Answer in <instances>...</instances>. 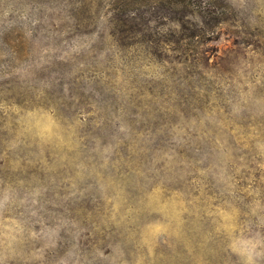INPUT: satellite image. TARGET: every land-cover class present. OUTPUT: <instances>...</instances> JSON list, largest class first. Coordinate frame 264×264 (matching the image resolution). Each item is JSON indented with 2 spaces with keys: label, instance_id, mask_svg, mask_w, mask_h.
<instances>
[{
  "label": "rangeland",
  "instance_id": "obj_1",
  "mask_svg": "<svg viewBox=\"0 0 264 264\" xmlns=\"http://www.w3.org/2000/svg\"><path fill=\"white\" fill-rule=\"evenodd\" d=\"M217 1L185 41L153 4L119 39L141 0H0V264H264V0Z\"/></svg>",
  "mask_w": 264,
  "mask_h": 264
},
{
  "label": "trees",
  "instance_id": "obj_2",
  "mask_svg": "<svg viewBox=\"0 0 264 264\" xmlns=\"http://www.w3.org/2000/svg\"><path fill=\"white\" fill-rule=\"evenodd\" d=\"M139 0H132V2ZM146 4L148 10L138 9L137 11H125L118 17L115 24V35H119V39L125 37H136L137 35H146V25L144 21L152 20L151 17H145L143 12L153 11L152 4L157 8L166 11L165 16L175 23L182 30V39L191 41L196 37L205 36L202 25L207 29L224 23L228 16L226 13L216 10L217 0H141ZM122 35V36H121ZM189 43V42H188ZM188 49V48H187Z\"/></svg>",
  "mask_w": 264,
  "mask_h": 264
}]
</instances>
